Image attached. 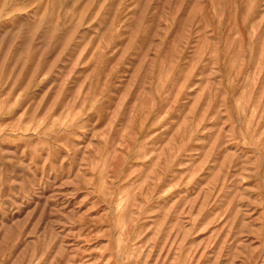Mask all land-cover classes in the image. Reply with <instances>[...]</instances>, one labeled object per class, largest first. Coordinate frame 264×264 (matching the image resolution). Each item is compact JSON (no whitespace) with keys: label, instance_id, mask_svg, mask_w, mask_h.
Returning a JSON list of instances; mask_svg holds the SVG:
<instances>
[{"label":"rangeland","instance_id":"1","mask_svg":"<svg viewBox=\"0 0 264 264\" xmlns=\"http://www.w3.org/2000/svg\"><path fill=\"white\" fill-rule=\"evenodd\" d=\"M0 264H264V0H0Z\"/></svg>","mask_w":264,"mask_h":264}]
</instances>
